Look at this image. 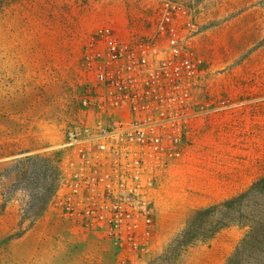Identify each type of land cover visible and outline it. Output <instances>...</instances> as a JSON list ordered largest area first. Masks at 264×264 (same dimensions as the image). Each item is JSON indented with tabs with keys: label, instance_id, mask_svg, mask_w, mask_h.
<instances>
[{
	"label": "rangeland",
	"instance_id": "374dc122",
	"mask_svg": "<svg viewBox=\"0 0 264 264\" xmlns=\"http://www.w3.org/2000/svg\"><path fill=\"white\" fill-rule=\"evenodd\" d=\"M166 3L193 20L198 73L183 179L156 192V236L136 254L69 213L54 151L94 123L86 47L101 31L154 36ZM0 114V264H229L250 229L215 208L264 179V0H0Z\"/></svg>",
	"mask_w": 264,
	"mask_h": 264
},
{
	"label": "built area",
	"instance_id": "2783aa9c",
	"mask_svg": "<svg viewBox=\"0 0 264 264\" xmlns=\"http://www.w3.org/2000/svg\"><path fill=\"white\" fill-rule=\"evenodd\" d=\"M194 28L185 7L166 3L148 39L101 31L85 49L91 85L83 104L94 123L68 129L54 151L69 213L136 254L153 245L155 194L183 160L191 118L185 86L198 73L183 41Z\"/></svg>",
	"mask_w": 264,
	"mask_h": 264
},
{
	"label": "trees",
	"instance_id": "16d2710c",
	"mask_svg": "<svg viewBox=\"0 0 264 264\" xmlns=\"http://www.w3.org/2000/svg\"><path fill=\"white\" fill-rule=\"evenodd\" d=\"M8 118L0 114V120ZM260 201H263L262 204ZM215 209H224L228 220L226 226L243 225L250 229L238 254L229 264H264V179L247 193Z\"/></svg>",
	"mask_w": 264,
	"mask_h": 264
},
{
	"label": "crops",
	"instance_id": "0c3cea01",
	"mask_svg": "<svg viewBox=\"0 0 264 264\" xmlns=\"http://www.w3.org/2000/svg\"><path fill=\"white\" fill-rule=\"evenodd\" d=\"M183 160H182V162L180 163V165L178 167L179 169H178V173H177V175H178L177 179L179 178V181L183 179V165L185 163V161H183Z\"/></svg>",
	"mask_w": 264,
	"mask_h": 264
}]
</instances>
